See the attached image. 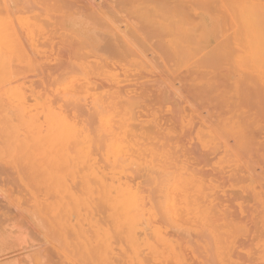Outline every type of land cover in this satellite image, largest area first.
<instances>
[{"label":"rangeland","instance_id":"1","mask_svg":"<svg viewBox=\"0 0 264 264\" xmlns=\"http://www.w3.org/2000/svg\"><path fill=\"white\" fill-rule=\"evenodd\" d=\"M54 1L0 0V264H264V0Z\"/></svg>","mask_w":264,"mask_h":264},{"label":"bare ground","instance_id":"2","mask_svg":"<svg viewBox=\"0 0 264 264\" xmlns=\"http://www.w3.org/2000/svg\"><path fill=\"white\" fill-rule=\"evenodd\" d=\"M60 1H61V0H60ZM67 1H68V0H67ZM223 1L225 2V0H223ZM228 1H229V0H228ZM233 1H234V0H233ZM233 1H231V4H232ZM236 1H237V0H236ZM236 1H234L233 3H235ZM238 1H239V0H238ZM240 1H241V0H240ZM240 1H239V3H240ZM54 2L57 3L58 1L55 0ZM65 2H66V0H65ZM69 2H71V1H69ZM227 3H230V2H227ZM25 4H26V3H25ZM58 4H59V3H58ZM67 4H68V3H65V6H66ZM69 4H70L69 6L72 5V6H71L72 8H74L73 6H75V5H76V7L79 6V5H77L78 2L75 4V0H74V4H75V5L72 4V3H69ZM235 4H237V2H236ZM244 4H245V3H244ZM55 5H56V4H55ZM224 5L226 6V4H224ZM241 5L243 6V2L241 3ZM241 5H240V6H241ZM26 6H27V5H26ZM28 6H29V5H28ZM229 6H230V4H227V7H229ZM235 6H236V5H235ZM59 7H60V5H59ZM67 7H68V6H67ZM227 7H226V8H227ZM232 7L234 8V6L229 7V8H230V11L232 10ZM237 7H238V5H237ZM237 7H236V8H237ZM69 8H70V7H69ZM72 8H71V9H72ZM82 8H83V7H82ZM240 9H241V8H240ZM240 9H239V10H240ZM226 10H228V12H229V9H228V8H227ZM233 10H234V9H233ZM235 10H236V9H235ZM243 10H244V9H242V11H243ZM236 13H239V12L237 11ZM242 13H243V12H242ZM239 14H240V13H239ZM243 15H244V14H243ZM238 16H239V15H238ZM237 18H238V17H237ZM145 19H146V18H145ZM145 19H144V24H146V21L148 22V20H149V23H150V22L152 23V21H150V18H149V19L147 18V20H145ZM240 19H241V18H240ZM240 19H238V20H240ZM243 19H244V18H243ZM238 20H237V21H238ZM241 21H243V20H241ZM241 21H240V22H241ZM240 22H239V23H240ZM243 22H244V21H243ZM239 23H238V24H239ZM156 24H157V23H155V24L152 23V25H156ZM164 24H165V23H164ZM235 24H236V22H235ZM238 24H237L236 26H238ZM148 25H150V24H148ZM158 25H159V24H157V26H158ZM182 25H183V24H182ZM164 26H165V28H164ZM166 26H167V25H163V29H164V30L166 29ZM239 26H241V25L239 24ZM239 26H238V27H239ZM243 26H244V25H243ZM238 27H237V29H238ZM241 27H242V26H241ZM167 29H168V27H167ZM239 29H240V28H239ZM239 29H238V30H239ZM161 30H162V29H161ZM164 30H162V31H164ZM240 30L243 31V28L240 29ZM141 32H142V30H141ZM139 34H141V33H139ZM17 37H19V36H17ZM124 38H125V37H122L121 39H124ZM16 39H17V38H16ZM18 39H20V38H18ZM124 41H125V40H124ZM119 43H120V41H119ZM110 49H111V48H110ZM130 213H131V211H130ZM131 214H132V213H131ZM129 215H130V214H129ZM32 225H33V224H32ZM30 228H31V227H30ZM28 234H29V232H28ZM30 234H31V233H30Z\"/></svg>","mask_w":264,"mask_h":264}]
</instances>
